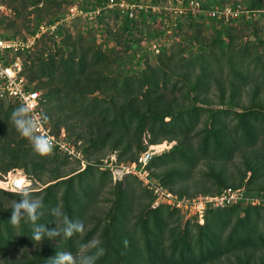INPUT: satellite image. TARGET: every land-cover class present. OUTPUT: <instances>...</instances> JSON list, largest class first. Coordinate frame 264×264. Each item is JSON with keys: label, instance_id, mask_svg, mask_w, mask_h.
Masks as SVG:
<instances>
[{"label": "trees", "instance_id": "16d2710c", "mask_svg": "<svg viewBox=\"0 0 264 264\" xmlns=\"http://www.w3.org/2000/svg\"><path fill=\"white\" fill-rule=\"evenodd\" d=\"M105 2L96 0L95 5L103 6ZM238 3L248 10L249 15L256 12L264 18V0H241ZM201 6L203 10L197 13L200 15L209 8L202 2ZM109 9H102L95 21L100 22ZM140 12L152 14L150 8L145 12L140 9ZM164 14V11L159 13L161 16ZM197 14L188 12L185 16L194 18ZM243 15L231 20H241ZM62 16L63 13L47 23H55ZM123 16V28L128 29L133 19L126 14ZM207 17L219 26L215 42L208 51L200 44L194 54L187 56L180 48L168 52L165 47H160L154 55L156 63L146 64L139 73L130 68L125 73L103 72L98 66L106 63L109 56L93 44L81 47L80 52L73 49L58 60L53 55L46 61L42 60L38 71L39 77L44 78L34 87L44 89L43 109L47 120L55 116L53 128H59L62 123L67 129L73 125L81 128L75 139L85 141V155L94 163L100 160V151L106 147L110 151L115 150L117 158L133 146L136 151L141 150L144 134L150 135L152 143L175 139L171 149L151 159L150 168L163 169L162 184L170 186L174 179L204 178L217 187L207 194H217L227 185L223 178L224 170L222 167L216 169L214 162L226 164L237 151L251 150L247 165L252 176L249 181H244L242 176L241 181L232 186H244L247 194L251 190L258 194L264 192V185L255 187L251 184L257 176L264 175V107H244L241 111L229 107L209 108L201 128L197 127L207 110L197 104V98L205 95L213 83L222 92L225 83L230 95L236 92L237 87L251 84L257 93L259 87L264 86V51L263 55L251 58L243 49H236L232 36L223 31L231 20ZM77 21L82 20L76 18L69 23ZM65 24L58 23V30H55L61 32ZM27 78L33 81L30 75ZM184 81H188V85ZM191 91L196 92L194 96ZM18 105L0 100V175L14 168L23 169L25 177L31 179L46 168L52 177L58 175L70 158L55 149L46 155L32 154L28 139L20 136L10 119ZM90 153L97 154L98 158H89ZM167 162L169 164L165 166ZM201 162L212 165L201 172L196 170ZM94 163L81 170L78 166L73 175L32 191L45 204L38 223L54 228L55 221L60 222V218L54 216L51 209L59 208L71 219L82 221L85 228L88 227L71 238L58 236L39 242L33 240L30 223L21 221L13 225L10 221L12 204L19 198L18 193L0 188V257L18 249H32L31 253L7 264H51L56 252L68 251L76 255L81 244L94 238L101 242L100 247L104 250L96 264H204L233 251L264 250V221L260 229L264 208L243 201L207 207L204 223L198 224L196 231L180 233L177 226L168 228L167 219L163 216L167 209L165 204L153 208L148 203L133 216V197L128 196V187H122V182L117 180L120 195L110 199L108 211L104 216L100 215L94 210V204L111 174L108 169L101 171ZM254 171L257 176H254ZM131 192H135L133 188ZM173 212L178 210L172 208L170 215Z\"/></svg>", "mask_w": 264, "mask_h": 264}, {"label": "rangeland", "instance_id": "374dc122", "mask_svg": "<svg viewBox=\"0 0 264 264\" xmlns=\"http://www.w3.org/2000/svg\"><path fill=\"white\" fill-rule=\"evenodd\" d=\"M2 1L6 4L8 11L6 14H0V35L18 34L23 36L33 34L41 22H48L57 16H60V14H64L67 7L71 4H78L91 9L94 8L96 4V0ZM200 1L203 4L209 5L208 9L222 8L224 6L230 7L241 2V0ZM139 2L151 6L152 9H150V11L154 15L149 13L143 14L140 10H137L136 14L133 16L128 15L129 18L133 19V22L130 23L131 26H129L128 29L123 28L122 22L124 19V13L118 8H110L105 13L103 19L98 23L92 18H81L82 21L66 23V26H63L61 32L55 30V34H41L35 41L32 49L29 51L28 56L24 58L25 74L32 77V85L34 86L36 82L39 84L41 79L44 78L39 77L40 73L38 71L39 66L42 65L40 64L42 60H48L51 55L58 60L60 56L65 57L66 55H69L73 49H77V51L80 52L81 47L90 46L91 44L96 45L104 52H107L109 56L108 61L99 65L98 68L103 72L110 74L112 72L125 73V70L128 68L138 73L143 71L146 64L156 63L154 55L160 51V47H165L168 52L171 49L177 50L180 48L185 55L189 56L196 52L198 45H203V49L208 51L210 46L215 42L219 26L214 20L207 17L209 16L206 13L208 9H204V15H200V13L194 18H186L185 15L187 13L181 14L178 10L176 11V0H140ZM162 11H164L167 16H165V14L163 16L159 15ZM249 14L250 13L246 12L241 20H231V18H234L235 16L230 17L228 20L231 21L227 22L224 30L223 28L221 30L228 32L232 36L236 49H243V51H246L251 58L254 59L255 55L261 54L264 51V43H261V41L264 40V18L256 12L252 15ZM152 45H156L159 51H153L151 49ZM203 49H201V51ZM184 82L187 84L188 81ZM256 83L262 84L258 81H256ZM49 84L50 86H53V83ZM223 84V92L213 83L211 89L205 95L197 98V104H200L207 109L200 119L197 126L198 128H201L202 122L206 120L207 115L210 112L209 108L229 107L233 110L241 111L244 107H264V86L259 87L257 93L253 91L251 84L247 85V87H237L236 92H234L233 95H230L231 92L229 87H227L225 83ZM37 87H39L41 91L44 90L41 86ZM194 93L196 92L191 91L192 96H194ZM53 118L55 119V116ZM53 118L49 119V123L52 127L54 124ZM55 128L57 127H54L53 129L56 130ZM62 128L69 133L70 137L73 139L76 138L75 136L81 130V128L79 129L74 125L67 129L64 123L60 124L57 129L60 130ZM7 131H10V128H8ZM149 138V134H144L142 137L143 146L141 150L137 149L136 151V147L133 146L131 150L121 153L122 155L120 158H117L115 150L110 151L109 148L106 147L104 150L100 151V160L95 163L93 160H90L96 165V167L100 168L101 171H104L108 169V165L115 164L116 162L124 164L134 163L138 159L140 153L149 149L150 145L164 144V146L158 147L157 150L159 151L153 155L154 157L164 151H168L173 144L176 143L175 139H163L152 143L149 141ZM89 139L90 138L87 140ZM79 140H81L83 145L85 141L80 138ZM27 142L30 147V141L28 140ZM31 152L33 155L37 154L33 149ZM117 152L119 153L120 150L118 149ZM250 154L251 150L241 149L237 151L234 158L226 164L219 161L214 162L213 166L216 169L222 167L224 170L223 178L227 181V185L224 186L223 189L229 186L235 187L232 185L238 184V182L241 181L240 178L242 176L244 181L252 176V170L247 165ZM89 158L95 159L98 157L97 154L90 153ZM69 161L70 162L65 164L64 167L62 166L58 175L52 177V173L46 168L41 174L35 176L33 179L26 178V184L32 191L37 190L46 187V185L55 180L64 179L73 175L78 171V166L79 170L83 169L80 164H77L75 159L70 158ZM168 164L169 162H167L165 166H168ZM210 165H212V163L201 162L197 165L196 170H201L202 172V170H207ZM148 170H150L149 177L151 180H154L157 183H163L161 181L165 176L163 169L159 167L150 168L149 166ZM11 171H13L14 174L18 171L23 173V169L21 168H14L8 172ZM8 172L0 175V188L5 189L7 187V185L2 187L1 184L8 180L7 178H4L5 176H8ZM254 172V176H257L256 171ZM255 179L251 182L255 187L264 185V175L257 176ZM118 181L122 182V187H128L130 193L128 196L133 197V210L131 212L133 216L139 213L140 208L148 206V203H151L152 206L154 197L151 190L148 185H145L140 179H136V175L126 174ZM118 181L114 180L111 176L106 185L102 187L101 193L97 196L98 201L94 204V210H97L102 216H104L105 212L108 211L109 206H111L109 200L117 198L120 195L118 189L120 185H117L118 183H116ZM162 185L178 196L179 199L183 200L182 206L180 207L172 206L168 201L159 202L160 204H165L167 206V209L163 212V216L167 219L168 228L177 226L180 233H185L186 230H188V232L191 230L192 232L196 231V226L204 223L206 214L203 218L199 217L194 208L190 205L186 206L185 202L192 196L203 195L214 191L217 188L216 185H211L210 181L199 176L190 179L186 178L184 180L174 179L171 186L167 184ZM240 187L241 186L235 188ZM132 188L135 192H131ZM251 191V195L258 194L255 190ZM181 193L182 195H179ZM151 197L152 200L150 202ZM242 203L246 204L248 202L243 201ZM172 208L177 209L178 212H173V214L170 215L169 211L171 212ZM263 221V218H261L260 229L263 227ZM87 228L88 227L85 229ZM166 242L168 243L169 239H167ZM31 251V248L18 249L5 256H1L0 264L10 263L14 259L18 260L22 256L31 253ZM204 264H264V250L259 252L252 250L233 251Z\"/></svg>", "mask_w": 264, "mask_h": 264}, {"label": "built area", "instance_id": "2783aa9c", "mask_svg": "<svg viewBox=\"0 0 264 264\" xmlns=\"http://www.w3.org/2000/svg\"><path fill=\"white\" fill-rule=\"evenodd\" d=\"M176 6L179 13L197 14L202 11L200 0H186L177 1ZM118 8L127 16H133L137 10L152 9L141 2H130L128 0H106L103 6L95 5L92 9H85L78 4H71L63 14L62 18L55 23L41 22L36 31L31 35H0V100L16 102L18 104L23 102L25 97L34 104V110L38 115L45 116L43 109L44 98L42 91L35 88L25 74L24 58L26 53L32 49L37 38L44 33L53 34L58 23H69L76 18L94 19L101 13L102 9ZM8 8L6 4L0 0V14H6ZM156 11V10H155ZM249 13L247 9L237 3L232 6H224L222 8H210L206 13L211 17L222 18L228 20L230 17L239 14ZM153 51L158 52L156 45H152ZM44 133L49 137L53 143V149L65 154L69 158L75 159L80 166L84 168L86 164H92L83 150L81 140L71 138L67 132L62 128L54 130L52 125L46 119L43 125ZM157 153L150 145L149 149L140 153L138 159L132 164L115 163L108 165V170L114 180L122 179L126 174H134L145 185H148L154 197L152 207L155 208L160 205V201H168L172 206H182L183 200L173 194L167 187L161 183L151 180L149 162L153 155ZM115 159V157H114ZM8 180L5 182L8 191L13 188L23 187L26 184V177L21 171L8 172L5 176ZM246 201L252 206L264 207V192L256 195L247 194L244 186L240 188L227 187L217 194H203L196 195L189 198L185 205H190L194 208L199 217L205 215L206 209L209 206L219 207L230 205L235 202ZM201 219V218H200Z\"/></svg>", "mask_w": 264, "mask_h": 264}, {"label": "clouds", "instance_id": "9594fccd", "mask_svg": "<svg viewBox=\"0 0 264 264\" xmlns=\"http://www.w3.org/2000/svg\"><path fill=\"white\" fill-rule=\"evenodd\" d=\"M11 122L20 136L27 138L33 150L39 155H46L52 152L53 143L43 131L46 116L38 115L34 110V104L27 97L23 99L16 108L13 109ZM12 191L18 193L19 198L15 200L11 208L10 221L17 225L24 221L33 227L32 239L41 241L44 238L61 237L71 238L74 234L82 233L85 225L82 221L71 219L59 208H52L54 216L60 218V222L55 221L54 228H48L44 223H38L43 215L45 207L44 201L32 193L31 188L25 184L23 187L13 188ZM98 239H92L81 244L76 255L68 251H59L51 259V264H96L99 255L103 253Z\"/></svg>", "mask_w": 264, "mask_h": 264}, {"label": "bare ground", "instance_id": "6f19581e", "mask_svg": "<svg viewBox=\"0 0 264 264\" xmlns=\"http://www.w3.org/2000/svg\"><path fill=\"white\" fill-rule=\"evenodd\" d=\"M162 146H164V144H161V145H152V148L153 149H155L156 151H159V150H157L158 149V147H162ZM2 185V187L3 186H5L6 185V183L5 182H3V184H1Z\"/></svg>", "mask_w": 264, "mask_h": 264}]
</instances>
